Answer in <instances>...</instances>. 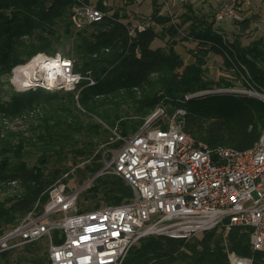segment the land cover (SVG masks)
<instances>
[{
    "label": "trees",
    "instance_id": "obj_1",
    "mask_svg": "<svg viewBox=\"0 0 264 264\" xmlns=\"http://www.w3.org/2000/svg\"><path fill=\"white\" fill-rule=\"evenodd\" d=\"M151 3L149 17L162 25L161 32L151 24L131 27L127 14L112 10L104 0L95 4L102 18L81 25L72 18L73 7L87 0H0V189L12 181L22 187L21 193L0 196V234L17 224L38 200L43 204L53 181L70 174L65 164L51 168L26 164L20 159L25 143L38 141L57 153L67 150L73 160L90 158L79 170L83 181L101 168L102 155L95 150L109 140L111 129L128 136L158 109L162 112L153 121H159L163 113L172 115L183 109L182 129L210 146L244 150L258 140L264 129V102L231 92L194 94L233 88L239 79L246 85L244 77L264 88L262 42L243 45L237 37L227 40L212 13L210 20L192 22L190 32L202 47L193 52L192 61L185 62L170 40L178 25L165 14L162 2ZM188 8L194 10L190 4ZM246 17L239 21L242 27L248 24ZM166 34L168 46L155 45ZM209 52L220 54L228 67L237 65L235 76H211L205 60ZM38 53L70 57L73 69L89 74L94 83L82 80L77 98V89H16L10 82L13 68ZM31 114L34 119L28 120L25 131L5 125L6 119L26 120ZM157 127L167 128L168 122L160 120ZM132 195L124 179L101 174L80 192L78 206L87 210L101 201L116 204ZM250 233L251 227L234 225L227 232L217 226L187 240L149 235L130 248L121 264H229V251L250 256L251 264H264V250L252 249ZM12 250L0 253V264H11ZM23 252L18 261L23 259L24 264H49L48 248L40 240L23 245Z\"/></svg>",
    "mask_w": 264,
    "mask_h": 264
},
{
    "label": "built area",
    "instance_id": "obj_2",
    "mask_svg": "<svg viewBox=\"0 0 264 264\" xmlns=\"http://www.w3.org/2000/svg\"><path fill=\"white\" fill-rule=\"evenodd\" d=\"M252 2L215 0L214 24L243 20ZM102 16L99 8L88 3L73 7L76 25L98 21ZM38 55L45 61L44 68L36 71H40L39 76L32 70L11 77L18 90L39 86L46 90L77 89V98L82 80L94 83L89 74L73 69L70 57ZM53 61L58 63L53 65ZM244 79L247 84L243 87L194 95L231 92L264 102V88ZM178 111L182 122L185 111ZM146 122L126 136L112 156L102 154L101 168L80 188L67 186L61 179L53 182L43 204L38 200L17 224L0 234V253L47 238L49 264H121L143 237L165 235L187 240L217 226L227 232L234 225L251 227L252 249L264 250V129L251 148L240 150L197 140L182 129L181 122L167 128L151 123L146 126ZM106 173L124 179L133 190L132 197L80 210V192ZM228 261L252 263L250 256L233 251L228 252Z\"/></svg>",
    "mask_w": 264,
    "mask_h": 264
},
{
    "label": "rangeland",
    "instance_id": "obj_3",
    "mask_svg": "<svg viewBox=\"0 0 264 264\" xmlns=\"http://www.w3.org/2000/svg\"><path fill=\"white\" fill-rule=\"evenodd\" d=\"M98 0H87L88 4L94 5L97 3ZM152 0H135L132 3H127L126 0H104V3L111 7L112 10L119 9V12L127 14V18L131 21V27H134L135 25L144 26L146 24H151L158 32H161V26L160 24L154 23L149 15L152 12ZM159 2H162V9H166L165 14L170 15V19L174 24L178 25V28L174 32V35L170 38V40L174 43L176 50L180 52L184 58L185 62L192 61L194 59L193 52L195 50H199V48L202 47V44H198V41L195 40L190 32V26L192 25V22L196 24L197 22L195 19H201L207 17L208 20L211 18V14L213 12V5H215V0H159ZM174 2V3H173ZM188 4L192 6L194 9L193 11L188 8ZM169 5L167 8L166 6ZM110 10V12H112ZM244 15H246L248 18V24L247 26L242 27L239 22L231 23V22H223V23H217L216 26H218L226 35L227 40H233L237 37V40L242 43L243 45L246 44H253L260 40L259 46L263 48L264 46V0H253L252 4L246 9L244 12ZM183 20V22H182ZM185 20V21H184ZM169 35H165L163 38H157L155 40V45H166ZM169 42V41H168ZM206 64L209 66L208 71L214 78H218L221 75H228V76H235V71H237V66L228 67L224 61L223 57L220 54H217L215 52H209L208 55L205 57ZM20 65V64H19ZM18 66V65H17ZM16 68V66H15ZM14 68V69H15ZM13 69L11 77H13V74L22 73V72H15ZM28 73V72H23ZM40 71L34 73L35 76H39ZM10 77V78H11ZM239 79V78H238ZM240 81V82H239ZM10 82L12 85L17 89V85L10 79ZM234 87H243V84H241V79L235 80ZM25 90V89H20ZM156 111L162 112L161 109H158ZM180 111H175L172 115H169L167 113H163L161 115L160 120L161 121H167L169 124L179 125L181 122V116L179 114ZM34 115V112H33ZM25 117H16L13 119H6L5 125L6 127L15 129V130H26L28 120L34 119V116L32 114L30 117L26 120H23ZM159 120V121H160ZM159 121H152L150 126L157 127L159 126ZM146 122V121H145ZM144 122V123H145ZM143 123V124H144ZM5 127V128H6ZM112 135L110 136L109 140L106 142H102L97 146V149L95 152L99 151L102 154H105L106 157L112 156L113 151H115V148L118 147L123 143L124 138L127 136L121 135L119 132H117L115 129H111ZM132 134V133H131ZM116 142H119L118 145H114ZM108 154H110L108 156ZM41 158L44 159V162L41 163ZM20 159L24 161L29 166H38L43 165L47 168H51L55 165H62L65 164L70 169V174H67L58 179H61L64 181V183L67 186H71L72 188H80L82 184H84L86 180L81 181L79 179L78 174L80 173V169L84 166V164L88 163L91 159L90 158H81L77 157L76 160H73L71 157V154L68 153L67 150H63L60 152H54L53 150L46 149L45 145L41 142L35 141L34 144L32 143H25L24 147L21 151V157ZM101 160V158H100ZM102 161V160H101ZM79 167L78 170H76ZM107 174V173H106ZM89 179V178H88ZM53 181V182H55ZM52 182V183H53ZM91 184V182H90ZM87 185V184H86ZM22 187L20 186L19 182L12 181L9 183V186L0 189V196L3 197L7 193H15L18 194L21 193ZM85 203L92 202L91 199H83ZM101 205L104 204V202L101 201ZM199 233L196 236H201ZM42 241L43 245L48 248L49 246V240L47 238L40 239ZM11 255V264H24L23 259H20L18 261V257L21 254H24L23 252V246L18 247L10 253Z\"/></svg>",
    "mask_w": 264,
    "mask_h": 264
},
{
    "label": "bare ground",
    "instance_id": "obj_4",
    "mask_svg": "<svg viewBox=\"0 0 264 264\" xmlns=\"http://www.w3.org/2000/svg\"><path fill=\"white\" fill-rule=\"evenodd\" d=\"M44 60L41 58L40 55H35L34 57H32L28 62L24 63V64H20L18 66H16V68L14 69L15 72H30L32 73V70L34 72H36L38 69L44 68ZM53 65L57 64L58 61H53ZM14 80V79H13Z\"/></svg>",
    "mask_w": 264,
    "mask_h": 264
},
{
    "label": "water",
    "instance_id": "obj_5",
    "mask_svg": "<svg viewBox=\"0 0 264 264\" xmlns=\"http://www.w3.org/2000/svg\"><path fill=\"white\" fill-rule=\"evenodd\" d=\"M157 114H158V113H155V114L153 113V114L148 118V120H147V122H146L145 125H146V126L149 125V124L153 121V119L157 116Z\"/></svg>",
    "mask_w": 264,
    "mask_h": 264
}]
</instances>
